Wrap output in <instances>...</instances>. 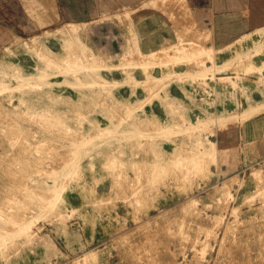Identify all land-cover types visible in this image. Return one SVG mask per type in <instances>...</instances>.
Returning a JSON list of instances; mask_svg holds the SVG:
<instances>
[{
	"label": "rangeland",
	"instance_id": "1",
	"mask_svg": "<svg viewBox=\"0 0 264 264\" xmlns=\"http://www.w3.org/2000/svg\"><path fill=\"white\" fill-rule=\"evenodd\" d=\"M63 30L59 50L36 36L0 55V264H264V157L221 166L238 117L143 107L168 101L173 79L205 78L212 52L192 30L150 53L129 37L117 66L148 98L126 105L108 101L106 64Z\"/></svg>",
	"mask_w": 264,
	"mask_h": 264
},
{
	"label": "crops",
	"instance_id": "2",
	"mask_svg": "<svg viewBox=\"0 0 264 264\" xmlns=\"http://www.w3.org/2000/svg\"><path fill=\"white\" fill-rule=\"evenodd\" d=\"M180 3L181 7L177 0H0V55L13 50L16 41L36 36L44 37L51 51L59 50L65 34L62 29L74 27L75 33L70 34L79 36L106 64L102 75L109 85H115L108 101L138 104L148 98L146 90L127 83L128 67L117 66L129 46V37L138 52L150 53L192 30L202 47L212 52L211 60L205 63V79L214 84L216 96L212 100L203 91L193 93V80L173 79L168 84V101L154 98L144 104V110L162 118L179 108L181 115L191 120L236 115L235 127L221 136L225 142L235 141L238 148L229 154V164L221 166L230 171L252 163L264 157V51H256L264 42V0ZM181 68L176 65L173 70L182 72ZM153 70L161 71L156 66ZM130 71L132 82L146 78L141 66H132ZM197 83L204 88L203 82ZM105 183L96 189L108 188ZM68 198L74 204L81 202L72 193Z\"/></svg>",
	"mask_w": 264,
	"mask_h": 264
},
{
	"label": "built area",
	"instance_id": "3",
	"mask_svg": "<svg viewBox=\"0 0 264 264\" xmlns=\"http://www.w3.org/2000/svg\"><path fill=\"white\" fill-rule=\"evenodd\" d=\"M200 81L203 82V87H204V88H203V89L200 88V87H199L200 84L197 83V81H196L195 84H194V86H193V88H194L193 93H195V91H196V92L203 91V93H204L205 95H207L208 98H211V99L213 100L214 97L216 96V88L213 87L214 84H213V85H210L209 83L206 82V81H208V79H205V78L200 79Z\"/></svg>",
	"mask_w": 264,
	"mask_h": 264
},
{
	"label": "bare ground",
	"instance_id": "4",
	"mask_svg": "<svg viewBox=\"0 0 264 264\" xmlns=\"http://www.w3.org/2000/svg\"><path fill=\"white\" fill-rule=\"evenodd\" d=\"M255 36V35H254ZM52 61H50V62H48V64H47V67H48V65H49V63H51ZM46 66V65H45ZM44 71V69H41V71L38 73H36V74H34V77L35 78H37V79H40L45 73L43 72ZM19 79H24V81L26 80V79H29V76L28 75H26V74H19ZM199 242V241H198ZM194 246V245H193ZM193 248V247H192Z\"/></svg>",
	"mask_w": 264,
	"mask_h": 264
}]
</instances>
